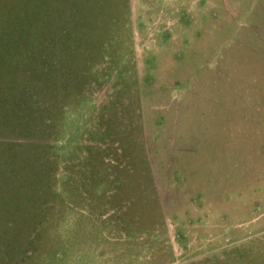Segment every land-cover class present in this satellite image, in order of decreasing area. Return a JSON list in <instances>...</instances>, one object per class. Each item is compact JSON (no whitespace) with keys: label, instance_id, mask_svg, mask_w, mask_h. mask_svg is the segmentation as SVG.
Listing matches in <instances>:
<instances>
[{"label":"rangeland","instance_id":"rangeland-1","mask_svg":"<svg viewBox=\"0 0 264 264\" xmlns=\"http://www.w3.org/2000/svg\"><path fill=\"white\" fill-rule=\"evenodd\" d=\"M0 264H264V0H0Z\"/></svg>","mask_w":264,"mask_h":264}]
</instances>
